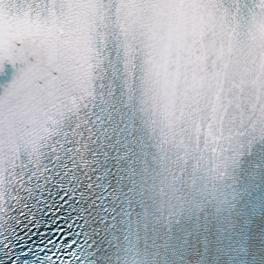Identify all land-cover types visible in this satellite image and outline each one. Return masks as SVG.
<instances>
[{
    "label": "snow or ice",
    "instance_id": "1",
    "mask_svg": "<svg viewBox=\"0 0 264 264\" xmlns=\"http://www.w3.org/2000/svg\"><path fill=\"white\" fill-rule=\"evenodd\" d=\"M0 264H264V0H0Z\"/></svg>",
    "mask_w": 264,
    "mask_h": 264
}]
</instances>
